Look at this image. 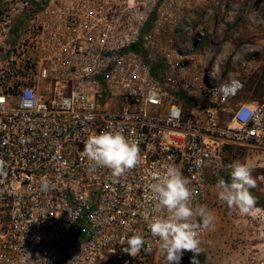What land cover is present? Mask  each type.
Masks as SVG:
<instances>
[{
    "label": "built area",
    "instance_id": "2783aa9c",
    "mask_svg": "<svg viewBox=\"0 0 264 264\" xmlns=\"http://www.w3.org/2000/svg\"><path fill=\"white\" fill-rule=\"evenodd\" d=\"M42 8L14 42L13 78L0 87V264H165L147 228L152 174L175 164L193 206L208 205L230 149L264 155V95L245 98L246 83L221 80L217 63L194 76L188 58L201 37L168 0ZM243 107L257 118L242 122ZM113 126L142 157L115 182L82 156L90 135ZM133 233L147 243L129 255ZM189 252L179 264H193Z\"/></svg>",
    "mask_w": 264,
    "mask_h": 264
},
{
    "label": "rangeland",
    "instance_id": "374dc122",
    "mask_svg": "<svg viewBox=\"0 0 264 264\" xmlns=\"http://www.w3.org/2000/svg\"><path fill=\"white\" fill-rule=\"evenodd\" d=\"M47 1L0 0V87L13 78L14 42ZM168 5L183 22L185 17L190 20L201 37L188 58L194 76L202 81L203 63L207 70L217 63L221 80L239 77L246 83L245 98L264 95V0H168ZM175 31L172 35L182 39L184 33ZM236 160L252 169L256 187L251 191L258 205L264 204V155L248 148L230 149L219 178L230 179L227 165ZM218 191L212 188L207 205L216 217L215 228L206 230L197 264H264V208L240 215L218 198Z\"/></svg>",
    "mask_w": 264,
    "mask_h": 264
},
{
    "label": "clouds",
    "instance_id": "9594fccd",
    "mask_svg": "<svg viewBox=\"0 0 264 264\" xmlns=\"http://www.w3.org/2000/svg\"><path fill=\"white\" fill-rule=\"evenodd\" d=\"M237 115L242 122L247 123L256 119L258 113L243 107ZM82 156L89 162L91 171L98 168L110 170L114 182L137 167L142 160L138 141L125 136L122 130L114 126L90 135L84 142ZM2 167L3 161H0V168ZM227 167L230 170V179H218V198L240 215H249L258 203L251 191L256 187L252 169L246 162L239 160L233 161ZM152 180L148 185L150 210L147 214V228L158 243L165 264H179L185 251L194 254L193 264H196V256L201 251V231L214 230V213L207 205L193 206L190 181L175 164L164 165L161 172L152 174ZM40 188L41 191L49 190L50 182L42 180ZM146 243L142 234L133 233L126 238L127 247L124 251L129 255H136Z\"/></svg>",
    "mask_w": 264,
    "mask_h": 264
},
{
    "label": "water",
    "instance_id": "95a60500",
    "mask_svg": "<svg viewBox=\"0 0 264 264\" xmlns=\"http://www.w3.org/2000/svg\"><path fill=\"white\" fill-rule=\"evenodd\" d=\"M193 256L194 254L192 252H189L188 255H187V258L190 262H193Z\"/></svg>",
    "mask_w": 264,
    "mask_h": 264
},
{
    "label": "trees",
    "instance_id": "16d2710c",
    "mask_svg": "<svg viewBox=\"0 0 264 264\" xmlns=\"http://www.w3.org/2000/svg\"><path fill=\"white\" fill-rule=\"evenodd\" d=\"M257 206L264 208V204H259L258 205V203H257Z\"/></svg>",
    "mask_w": 264,
    "mask_h": 264
},
{
    "label": "flooded vegetation",
    "instance_id": "af4514ba",
    "mask_svg": "<svg viewBox=\"0 0 264 264\" xmlns=\"http://www.w3.org/2000/svg\"><path fill=\"white\" fill-rule=\"evenodd\" d=\"M196 260H197V256H196Z\"/></svg>",
    "mask_w": 264,
    "mask_h": 264
},
{
    "label": "bare ground",
    "instance_id": "6f19581e",
    "mask_svg": "<svg viewBox=\"0 0 264 264\" xmlns=\"http://www.w3.org/2000/svg\"><path fill=\"white\" fill-rule=\"evenodd\" d=\"M217 71H218V69H217Z\"/></svg>",
    "mask_w": 264,
    "mask_h": 264
}]
</instances>
